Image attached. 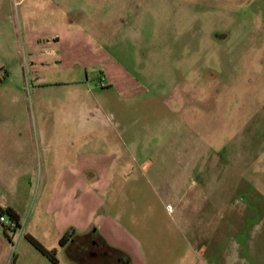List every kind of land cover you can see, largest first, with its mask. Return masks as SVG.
<instances>
[{
    "label": "rangeland",
    "instance_id": "374dc122",
    "mask_svg": "<svg viewBox=\"0 0 264 264\" xmlns=\"http://www.w3.org/2000/svg\"><path fill=\"white\" fill-rule=\"evenodd\" d=\"M14 128L0 202L23 227L0 224V264H52L31 227L57 264H93L45 214L82 177L88 231L123 264H264V0H0V133Z\"/></svg>",
    "mask_w": 264,
    "mask_h": 264
},
{
    "label": "crops",
    "instance_id": "0c3cea01",
    "mask_svg": "<svg viewBox=\"0 0 264 264\" xmlns=\"http://www.w3.org/2000/svg\"><path fill=\"white\" fill-rule=\"evenodd\" d=\"M103 78H104V80H106V75L103 74ZM77 108H78V110H76L77 112H75L77 117H82L83 115L85 116V114H87L84 111V110H86V108L83 107L82 105H80V104L77 105ZM62 111H64V114H61L60 120L63 121V124L65 126L67 125V123H69L70 126L72 127V124H73V122H72V119H73V111H72V108L70 110H67V108H64ZM84 127L85 126H84L83 123L80 124V125H78V128L81 131H83ZM0 134H2V135H10V134L23 135V133L20 132V130L17 129V128H14L13 132H10V133H8V132H1ZM73 134L70 131H66L65 134H64L65 135L64 137L69 141V143H72V144H74L73 143ZM75 151L77 152L78 155H82L81 153H83L85 151L84 150V145L83 144L82 145L79 144V147L77 146V150H75ZM15 152H20L21 153L22 151L17 150ZM14 159L15 158H13V161H14ZM9 162H10V160H8V159L5 158V161H1L0 167L2 168V167H10V166H13ZM1 176H3V175L1 174ZM59 178H62L63 179L62 183L64 185L66 183L72 181V180L76 184L79 182L78 181V177H73V172L71 170V167H64L60 171V175L58 176V179ZM82 178L83 179L80 178L81 179V182L84 181L86 183L85 184V185H87L86 189L85 188H80V192H77L78 191V188H77V191L75 192V194L72 193L71 195L63 196L61 198V199H64L63 200V203L61 204V207H60V205H58V209L57 210L55 209V207L52 208V209H50L51 210L50 212H49V210H45V214L50 215L52 217V220H54L53 229L55 230V241H57V244L58 245H60L59 244V239L69 229H73L74 228V231H76L77 234H84V233L88 232V227H89V225L91 223V219H89V216L87 215V213L85 211H83V207H85V206H83L84 205L83 204V201H84V198H88V196H89L90 183H89L88 179H85L84 180V177H82ZM0 191H3L2 187L0 188ZM59 198L60 197H56V199H59ZM72 198H75V199L73 200ZM95 200L96 199L94 198L93 201H95ZM72 201L76 202L75 203V206H74V202L72 203ZM100 202H98L97 204L96 203L94 204V202H92L93 203V206H92V209H91V214L92 215L95 214V211L97 210L96 208L99 207L98 205L100 204ZM71 203H72V205L70 206ZM0 204H1V202H0ZM5 206H8V205H5ZM76 206L78 207V210L77 211H76V209H74ZM17 213H18V215L20 217V223H21L20 229H22L23 226H22L21 215L19 214L18 211H17ZM29 231H31V233H34V231H36V230H34V228L31 227L30 230H27L26 229V230H24L22 232H23V234H30ZM30 235H32V234H30ZM82 240L81 241L80 240L79 241H76V243H74V241H69L68 240L63 245H61V247H63V248L65 247V249L67 251V254L69 256V259L70 260H73V261H74V258H73L74 253L72 255V252H70V250L76 249L75 252L77 253L78 257L81 258V261H77L78 263H84L82 261H85V259L88 258L87 255H85V253H87L89 244L87 243L86 240H85L86 243L83 242ZM105 241H106V239H105ZM106 242L108 243V241H106ZM97 258L98 257H96L93 260V262L95 260H100V258L99 259H97ZM88 260H89V258H88ZM75 261H76V259H75ZM90 263H92V261Z\"/></svg>",
    "mask_w": 264,
    "mask_h": 264
},
{
    "label": "trees",
    "instance_id": "16d2710c",
    "mask_svg": "<svg viewBox=\"0 0 264 264\" xmlns=\"http://www.w3.org/2000/svg\"><path fill=\"white\" fill-rule=\"evenodd\" d=\"M103 77V74L100 75L99 79H101ZM1 216H5L9 219V221L11 222V225H4L2 223H0L2 225V228L4 230V233H6V231H10L12 233H16L20 227H21V223H20V217L17 213V211L11 207V206H3L0 204V217ZM94 232H86L84 234H77L76 231H74V229H70L68 231H66L62 237L59 239V244L60 246L63 245L66 241H74V243H76V241H81L83 240H90L92 238V240L94 241L93 244L97 245V250L98 251L100 249V247L105 248L107 250H109V254H119L121 256H127L125 254V252H123L122 250L116 249L111 247L106 241L105 239H103L100 235H95L93 234ZM24 238L29 242V244L42 256H44L48 261H50L52 264H57L58 263V259L56 257V249L55 248H46L40 241H38L35 237H33L30 234H24L23 235ZM8 237V240L10 241V237ZM89 244V243H88ZM89 248V247H88ZM70 250V249H69ZM101 253L98 251L96 253H91L88 254L85 253V255H87V257L89 258L90 261H93L96 257H98ZM99 259V258H97ZM95 261H99V260H95ZM14 260L11 261L10 264H13Z\"/></svg>",
    "mask_w": 264,
    "mask_h": 264
},
{
    "label": "flooded vegetation",
    "instance_id": "af4514ba",
    "mask_svg": "<svg viewBox=\"0 0 264 264\" xmlns=\"http://www.w3.org/2000/svg\"><path fill=\"white\" fill-rule=\"evenodd\" d=\"M86 241H87V243H89V248L87 250L88 254L96 253L98 251L101 253L98 256V258H100V260L98 262L92 261V263H94V264H123V262H122V260H124L123 256H121L117 253L109 254L110 251L105 249V248H102V247H100V249L98 251H96L98 248H97L96 244H93L94 241L92 240V238L90 240H86ZM75 251H76V249L72 250V255L74 253V255H73L74 261H75V259H76V261H81V258L78 257V255ZM87 261L91 262L90 260H88V258L82 262L86 263Z\"/></svg>",
    "mask_w": 264,
    "mask_h": 264
},
{
    "label": "built area",
    "instance_id": "2783aa9c",
    "mask_svg": "<svg viewBox=\"0 0 264 264\" xmlns=\"http://www.w3.org/2000/svg\"><path fill=\"white\" fill-rule=\"evenodd\" d=\"M99 83H100V86H104L105 84V81H104V78L102 77L101 79H99ZM0 223L4 224V225H11V222L9 221V219L5 216H1L0 217Z\"/></svg>",
    "mask_w": 264,
    "mask_h": 264
}]
</instances>
